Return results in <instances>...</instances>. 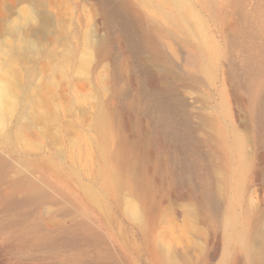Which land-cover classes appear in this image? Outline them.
<instances>
[{
    "label": "rangeland",
    "instance_id": "1",
    "mask_svg": "<svg viewBox=\"0 0 264 264\" xmlns=\"http://www.w3.org/2000/svg\"><path fill=\"white\" fill-rule=\"evenodd\" d=\"M0 264H264V0H0Z\"/></svg>",
    "mask_w": 264,
    "mask_h": 264
},
{
    "label": "clouds",
    "instance_id": "2",
    "mask_svg": "<svg viewBox=\"0 0 264 264\" xmlns=\"http://www.w3.org/2000/svg\"><path fill=\"white\" fill-rule=\"evenodd\" d=\"M38 23L39 17L35 8L31 3L25 2L18 7L16 15L9 18L6 28L10 36H19L22 33V29L29 25H38ZM124 207L131 220H140L142 213L133 196L129 194L124 196ZM129 209H134V211L128 212Z\"/></svg>",
    "mask_w": 264,
    "mask_h": 264
},
{
    "label": "bare ground",
    "instance_id": "3",
    "mask_svg": "<svg viewBox=\"0 0 264 264\" xmlns=\"http://www.w3.org/2000/svg\"><path fill=\"white\" fill-rule=\"evenodd\" d=\"M142 3L147 2V0H140ZM170 17L175 18V14L172 12H166ZM163 27L161 26V24L157 21H153V24L151 26V28L149 29V34L151 36H154L157 33H161L163 31ZM260 32V31H258ZM262 33V32H260ZM106 46L105 41L103 40H98L96 43V52L100 53L104 47ZM142 150V147H141ZM134 163V157L132 155V153H127V155L121 160L120 166L128 168V167H134L133 165ZM135 173L137 176H139L140 178V198L143 200V207H142V213L146 214L147 212V206L145 205L146 203V199L149 200L150 198V194H151V190H152V182L147 179V177L144 175V169H145V165L141 162L137 167H135ZM40 185L37 183L31 184V186H29V193L30 195L35 194L36 192L41 191L40 190ZM8 204V203H7ZM228 224V219L226 220V225Z\"/></svg>",
    "mask_w": 264,
    "mask_h": 264
}]
</instances>
